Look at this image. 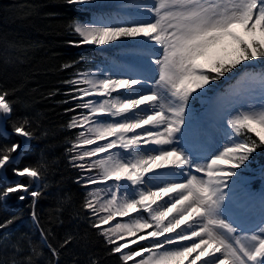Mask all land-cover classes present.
I'll use <instances>...</instances> for the list:
<instances>
[{"label": "snow or ice", "instance_id": "1", "mask_svg": "<svg viewBox=\"0 0 264 264\" xmlns=\"http://www.w3.org/2000/svg\"><path fill=\"white\" fill-rule=\"evenodd\" d=\"M131 7L149 18L77 22L73 29L77 45L123 44L128 38L152 45L134 57L131 78L77 72L64 81L69 86L64 103L71 105L65 111L73 113L68 128L81 129L68 149L70 162L87 173L78 184L95 186L83 205L92 227L112 253L121 254L123 264H264V212L249 234L243 225L253 218L229 208L240 169L264 148V0H152L125 3L120 10ZM229 73H242L238 84L259 87L210 96L212 83ZM12 95L0 88V123L12 118ZM197 100L207 105L198 118L193 116ZM12 132L26 141L36 134L27 116L17 118ZM83 145L94 147L77 151ZM18 150L20 143L0 145V177L11 168L17 178L0 188V203L19 194L35 205L43 187L36 182L43 174L34 165L14 166ZM260 200L264 205V193ZM230 211L239 215L241 227L229 222ZM117 217L129 219L102 227ZM13 223V218L0 222V235ZM40 235L57 257L44 229ZM28 243L32 254L17 259L19 242L5 241L10 264H35L33 255L40 253ZM130 244L138 250L123 251Z\"/></svg>", "mask_w": 264, "mask_h": 264}, {"label": "trees", "instance_id": "2", "mask_svg": "<svg viewBox=\"0 0 264 264\" xmlns=\"http://www.w3.org/2000/svg\"><path fill=\"white\" fill-rule=\"evenodd\" d=\"M99 13L77 0L71 3L69 0H0V88L14 93L8 97L14 102L12 118L5 122L10 133L0 128V145L20 143L22 146L23 137L12 132V125L17 118L27 116L36 134L14 166L34 165L43 174L36 182L43 187L35 205L31 197L20 200L19 194L11 195L6 204L0 203V222L14 219L0 235V260L8 259L9 264L12 253L5 248V241L19 242L22 251L17 259H22L32 254L29 240L40 253L33 255L35 264H123L121 254L112 253V246L92 227L90 212L83 205L89 198V190L95 186L84 188L76 182L87 173L73 167L68 152L77 142L81 129L68 128L73 113L65 111L71 105L64 103L68 99L64 93L69 87L64 81L77 72L106 76L112 63L95 46L75 43L79 40L73 30L75 24L89 22ZM124 41L130 42L132 38ZM97 69L101 72L97 73ZM241 74L234 77L229 73L227 78L215 83L226 85ZM198 104L201 103L197 100L194 105ZM250 135L258 139L254 133ZM91 147L94 145H83L77 151ZM262 163L264 148H257L246 168L257 174L255 168ZM6 176L16 178L11 168ZM11 183L0 178V188ZM40 229L45 230L47 243L58 250L57 257H52L42 243ZM66 239L69 243L64 245Z\"/></svg>", "mask_w": 264, "mask_h": 264}, {"label": "rangeland", "instance_id": "3", "mask_svg": "<svg viewBox=\"0 0 264 264\" xmlns=\"http://www.w3.org/2000/svg\"><path fill=\"white\" fill-rule=\"evenodd\" d=\"M82 3L89 7L114 8L116 10L125 13L128 17H133L135 20H143L149 18L147 14L136 12L134 7L120 10V5L125 3H131L133 5L151 4L152 0H87V2H82ZM98 23L100 25H103L107 22L104 23L98 22ZM135 43L138 44V47L136 48L130 47L131 44L127 43L126 41H124V43L122 44L120 40L110 42L109 44H105L101 46H97V45H93V46L105 52L106 54L111 55L113 59H115L114 62H116L117 65L114 67V70L112 71L111 74L113 78H131V76L136 74L134 71H132L134 68H136V65L132 62L134 57L145 55L148 51H150V48L146 49L145 47L147 44L143 42H139V38H136ZM214 83L215 82H213L211 85L213 89L215 87ZM258 87H259L258 83L247 82V83H243V85L238 84L235 88H258ZM113 95H116V93H113ZM209 95L213 96L212 93H210ZM200 102H203V100H200ZM193 116H194V112H193ZM3 124L0 123V127H2ZM98 143H103V142L98 141ZM206 162L207 161L204 160L200 161V163L202 164ZM181 182L183 181L181 180ZM262 193H264V191L261 189L252 192L249 187V178L246 175H244L242 172H240L239 182L234 188L232 199L229 201V208L234 207L237 210L253 218L251 222L243 225L244 227H246L247 230H249V234L251 233L252 230L255 229L261 218L262 212H264V205H261V200H260ZM101 197L102 199L105 198L103 193H101ZM225 199L227 200L228 197H226ZM228 218H229V222L233 223L234 227H238V228L241 227V220L239 218V215H233L232 212L230 211L228 213ZM128 219H129L128 217H124V218L117 217L115 220L110 221L109 225H104L102 227H108L114 225L117 222H127ZM129 239H132V237L125 238V240H129ZM123 242L125 241H117V243H123ZM139 243L143 244L145 247L150 246L148 241H140ZM130 249L138 250V245L130 244L129 249H124L123 251L126 252Z\"/></svg>", "mask_w": 264, "mask_h": 264}, {"label": "bare ground", "instance_id": "4", "mask_svg": "<svg viewBox=\"0 0 264 264\" xmlns=\"http://www.w3.org/2000/svg\"><path fill=\"white\" fill-rule=\"evenodd\" d=\"M145 47H146V49H149L150 48V50H151L152 45L151 44H147ZM139 115H143V113H139Z\"/></svg>", "mask_w": 264, "mask_h": 264}]
</instances>
